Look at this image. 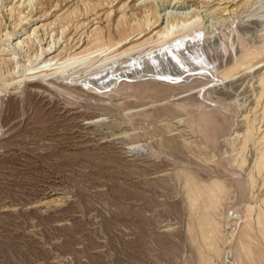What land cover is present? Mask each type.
<instances>
[{"label": "rangeland", "instance_id": "obj_1", "mask_svg": "<svg viewBox=\"0 0 264 264\" xmlns=\"http://www.w3.org/2000/svg\"><path fill=\"white\" fill-rule=\"evenodd\" d=\"M252 13L264 16V0L251 5L245 0H0V48L7 44L6 34H12L11 44L19 42L18 51L9 46L0 49V264H201V254L211 259L208 264H235L231 247L242 228L245 205L254 202L257 210L264 197V177L252 169L254 146L249 144L244 154L247 163L240 175L238 162L231 161L238 144L229 146L221 137L228 130L227 138L243 139L244 128L240 125L235 133L231 132L235 126H230L247 110L243 100L235 117L229 113L227 120L213 118L219 123H210L214 126L209 128L213 135L209 140L214 143L205 144L196 129L191 131L180 120L186 111L187 117H193L198 96L187 93L183 108H173L185 94L174 91L183 87L171 89L170 94L169 87L158 85L161 92L155 84L158 90L144 93L147 97L136 92L138 96H132L131 88L119 95L110 88L96 95L84 93L70 79H32L37 75L31 73L38 69L27 71L31 78L23 79L21 69L81 52L90 46L94 33L105 40L117 38L120 21L144 23L145 28L122 48L152 37L169 26L174 15L199 19L218 43L222 37L230 39L232 30L251 36L243 23ZM260 28L256 38L264 34ZM252 72L236 73L232 87L253 85L258 94L256 80L264 74V60ZM263 112H259L260 132ZM186 171L199 183L219 179L224 185L212 213L218 225V255L204 246L198 234L202 211L191 210ZM250 172L254 186L246 189L238 183ZM189 228L197 232L194 241ZM253 235L264 252V238L256 228Z\"/></svg>", "mask_w": 264, "mask_h": 264}, {"label": "bare ground", "instance_id": "obj_2", "mask_svg": "<svg viewBox=\"0 0 264 264\" xmlns=\"http://www.w3.org/2000/svg\"><path fill=\"white\" fill-rule=\"evenodd\" d=\"M254 1L258 0H245V2L250 3V5L254 3ZM254 16L255 15L253 13L250 14L247 17V20L244 19L245 24L243 23L244 26L248 27V30H251V36H249L247 32L238 34L237 32L235 33L232 30L230 35H233L230 36V39H228L227 37L221 38L219 36L221 39L218 41V43H216L211 40V37H209L207 32H205V30L201 27L199 19L197 20L193 18L192 20V17L186 18V16L182 17L174 15L173 18H171L172 20L170 21L171 23H169V26L166 25L167 27L157 31L152 37L131 44L125 48H122V46L126 44V41L128 39H133V37L141 35L143 30H145L143 26L144 23L138 22L135 25H126L124 24V21L119 20L120 22L117 24L118 28L116 27L117 38L109 36L108 40L106 39V41L103 36L98 33H94V37L92 36L93 39L90 41V46H88L83 51L81 50V52L75 54H67V56L64 54L65 56L63 58L61 57V59L57 60L54 59L56 60V62L54 63L52 62L53 58H50L48 60L46 59L44 62L42 61L43 63L39 66L35 65V67H23V69H21L22 78L26 79L27 77L25 76L29 75L28 78L30 79L31 75L26 74V72L35 71L37 69L39 70L41 68V70H37L36 72L31 73L33 74L32 76L37 75L32 79L38 78L39 80L41 79V81L43 80V82L54 79H70L71 83L73 82L80 85L81 91H84V93L85 91H93L96 95L97 93H101L103 90L106 91V89L108 88H110V90L112 89L113 92L116 91L117 93H114L116 95L121 90L123 91L124 89L131 88L134 89V94L131 93V95L133 94L132 96H134L137 95L136 93L140 95L147 93L148 91L150 93L151 89L153 92V88H155L154 86L156 85L169 87V92L171 91V89L176 90L183 87L182 89L174 92H178L181 90L180 93L185 94L181 97H178L180 98V100L178 99V102L176 101L174 104H171H173V108H175V110L180 109L183 108V105L186 104L184 99L186 95L190 94L191 96L192 93H194L198 96L201 103L198 99H196L197 97H193V99L195 98V100L188 97L193 101H199L198 105H196L198 106L196 108L197 111H194V115L192 114L193 117H187L186 114H188L189 111H186V114L184 115H186L187 118L182 114L183 116L181 115L182 118L180 120L183 121L184 125L190 127L191 131L193 129H196L194 131L197 132L196 134H200L204 137L205 144L207 143L206 140L209 141V144L211 143V138L213 139V137L210 138V136L213 135L210 134L209 128L214 126V124L213 126L211 125L212 123H218L215 122L216 117H218L217 120L223 117L227 120V116H230L228 115L229 113L235 117V115L240 111L239 105L242 104L241 101L243 100L244 103L242 105H245L248 111L245 109L246 111H244L242 119L232 120L230 124L232 129L235 126V130L231 132L236 133L240 125L244 128V135L242 133L243 139L242 137H239L240 135H235L232 139L227 138L228 130L226 133L221 134L220 131L216 130L218 129V125H216L217 127L215 126V131L216 133L218 131L221 135H223L221 137L224 138L223 140H226L224 142H227L229 146L231 143L237 142V150L235 149V156H237V158L233 159L235 158V156H231V161H234V163L235 161L238 162V172L247 163V159L244 154H246V150L249 144H252L256 151V155L252 163V169H255V171H257V174H261L264 177V131L260 132L261 126H259V122L261 121V113L259 114V112L264 109V74H260V76L256 80L259 85L258 88L261 89H259V93L257 92L258 94H255L256 90H254L255 86L253 87V85H251L250 88L247 87L248 89H244L245 87H243L240 90L238 88L235 90L234 87H232L235 82L233 81V77L236 75V73H238L239 71H245L247 74L250 73L251 75L253 74V69L264 60V38H262L264 34L261 32L263 35H261V37H258L262 38L261 41L256 38L258 26L262 27V29L260 28L259 30L264 32V16ZM146 21L147 22L145 26L146 28H149V23L151 21L150 19H147ZM234 25L236 26V24ZM11 36L12 34H6V37L3 40L5 43H7L6 46H9L10 49L18 51L19 42L11 44ZM227 36L229 37V35ZM254 41L255 43L256 41H259L261 42V44L257 46V44L255 45ZM213 42L215 43V45L213 44ZM6 46H2V48H0L1 51L8 50L9 48H7ZM225 55H228V57H226ZM224 56L226 59L223 58ZM220 59L225 60H223V62L220 61ZM46 67L48 68L44 69ZM48 70L49 72H47ZM41 71H44V73H41ZM144 77H147L148 79H143ZM63 82L64 84H66L65 81ZM71 86L69 85L68 87ZM165 87H163V90L167 91L168 89H165ZM217 87H219V91H216L218 89L215 90V88ZM232 88L234 90H232ZM131 89L129 90L131 91ZM159 89L162 92V89L160 87ZM154 90L156 92L158 89L155 88ZM73 91H75V89ZM172 93L173 92L171 91L170 94ZM121 94L123 93L121 92ZM155 94L156 93H154V95ZM170 94L168 95L170 96ZM177 94L179 95V92ZM140 95L139 97L142 96ZM190 99L186 101L189 103ZM249 99L250 102L248 103ZM193 101H191L190 103L192 104ZM247 103L249 104L248 106ZM194 105L193 108L195 107ZM185 107L188 108V106ZM189 107L191 108V106ZM241 108H244V106H242ZM191 112H193V109L191 110ZM213 118H215L214 122ZM262 121L264 122V119ZM219 122L221 123L224 121L219 120ZM212 130L214 129L212 128ZM214 132L213 134H215ZM215 136H218V134ZM201 139L203 138L201 137ZM165 141H167L168 143L171 142L167 139ZM201 141L203 142L204 140ZM212 142L214 143V141ZM218 157L219 156H217V158ZM214 160L218 161V159ZM227 161H229L228 158ZM231 161H229V163ZM231 165L232 164H230L229 166L231 167ZM236 166L237 165H235V167ZM224 168L226 169V167ZM235 173L236 175H238L237 172ZM235 173L233 175H235ZM183 175L185 179L186 194L190 202V207L192 208L190 209H195L196 211V208L198 207L202 211V213H200L201 211L199 212L201 215H199V218L197 219V229L199 228L198 234H200V237L204 242V246L213 250L214 253L218 255V238L216 234L218 225L213 220L212 213L216 210V207L221 201L222 194L225 190L224 185L219 179H210L211 181L208 183H199L196 181L194 176L191 175L190 171L183 172ZM241 180L242 181H240L238 184L242 182L244 184H241L243 186L245 185V188H249L250 186V188L253 189L254 178L251 175V172L247 176H242ZM261 184L264 185V180ZM241 187L242 186H240V188ZM245 206L246 207L244 209L246 210L243 214L242 228L241 226H239L240 231L238 232L239 234H237V238L235 239V246L232 245L235 248L231 247L232 249H234L232 251V253L235 254H233L234 258H236V260H234L237 264H264V252L258 247V245L254 243L255 236L253 235V230L256 228L258 233L264 238V197L261 199L257 210H254V202L248 203ZM253 212L255 213V216L252 217ZM191 228H189V237L191 241H194L195 234L197 232L195 233V229L192 230ZM229 251L231 252V250ZM198 259H200L199 263L201 264H208L209 262H211V259H208L205 254H201Z\"/></svg>", "mask_w": 264, "mask_h": 264}]
</instances>
